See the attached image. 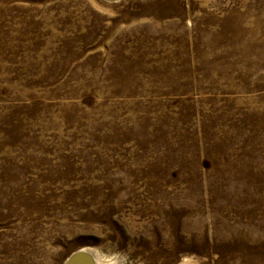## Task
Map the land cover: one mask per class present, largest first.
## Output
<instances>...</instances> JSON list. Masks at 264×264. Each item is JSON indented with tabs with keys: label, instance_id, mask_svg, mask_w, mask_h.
Wrapping results in <instances>:
<instances>
[{
	"label": "rangeland",
	"instance_id": "1",
	"mask_svg": "<svg viewBox=\"0 0 264 264\" xmlns=\"http://www.w3.org/2000/svg\"><path fill=\"white\" fill-rule=\"evenodd\" d=\"M264 264V0H0V264Z\"/></svg>",
	"mask_w": 264,
	"mask_h": 264
},
{
	"label": "bare ground",
	"instance_id": "2",
	"mask_svg": "<svg viewBox=\"0 0 264 264\" xmlns=\"http://www.w3.org/2000/svg\"><path fill=\"white\" fill-rule=\"evenodd\" d=\"M84 252L85 251L81 250L75 253L74 255H72L69 261H67L68 262L67 264H94L91 258H90L91 261L89 262L83 257L86 255Z\"/></svg>",
	"mask_w": 264,
	"mask_h": 264
},
{
	"label": "water",
	"instance_id": "3",
	"mask_svg": "<svg viewBox=\"0 0 264 264\" xmlns=\"http://www.w3.org/2000/svg\"><path fill=\"white\" fill-rule=\"evenodd\" d=\"M87 261H91L90 257L86 254L85 256H83Z\"/></svg>",
	"mask_w": 264,
	"mask_h": 264
}]
</instances>
